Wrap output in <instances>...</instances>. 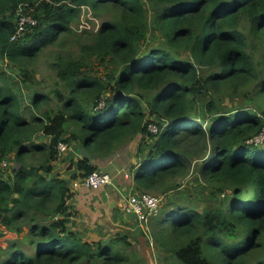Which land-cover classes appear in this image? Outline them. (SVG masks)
Returning <instances> with one entry per match:
<instances>
[{
	"label": "trees",
	"instance_id": "1",
	"mask_svg": "<svg viewBox=\"0 0 264 264\" xmlns=\"http://www.w3.org/2000/svg\"><path fill=\"white\" fill-rule=\"evenodd\" d=\"M20 7L38 23L12 40ZM84 8L97 30L77 31ZM50 48L45 91L35 68ZM0 58V239L17 235L0 264H146L128 234L90 239L74 219L72 179L100 170L92 158L54 173L61 141L107 158L140 134L137 191L166 193L193 158L206 184L151 220L160 257L264 264V145L249 143L264 128V0H0Z\"/></svg>",
	"mask_w": 264,
	"mask_h": 264
},
{
	"label": "rangeland",
	"instance_id": "2",
	"mask_svg": "<svg viewBox=\"0 0 264 264\" xmlns=\"http://www.w3.org/2000/svg\"><path fill=\"white\" fill-rule=\"evenodd\" d=\"M151 16V14H150ZM101 24L100 18H95L92 15L91 10L88 8H84V12L81 17V21L79 25H76V29L78 32L82 31L85 28L97 30ZM146 47L152 46L153 42L148 41L146 44ZM52 49H48L36 62L37 67L36 70V78L38 80H41V83L38 85L39 88H43L44 86H48L45 88V91H48L49 86L54 82L56 79V74L51 67L50 61L52 60L50 56V51ZM259 54V53H258ZM0 63H3V60L0 58ZM7 61H4L3 66L7 67ZM110 68H105L102 66L99 62H94L93 66V72L96 73L98 76H106L107 70ZM17 74V73H16ZM28 90L24 89L22 90V96L23 99L30 101L29 95H27ZM244 96L243 95H235L233 97H226L225 99V107L228 110H233L234 102L237 103H243ZM50 107H55V101H52L50 104ZM198 114H201L199 112ZM206 123L204 122L203 125ZM143 135H138L136 138H134L132 141L137 142V149L138 152L134 153L136 157V162L139 161L141 156L139 155V149L141 147V141H142ZM46 141H50L51 138H45ZM152 142H154V139L149 138ZM45 141V140H44ZM130 141L129 143H131ZM251 143V142H250ZM128 145V144H127ZM88 154H93L92 148L86 149ZM131 158L133 155L130 156ZM129 157V158H130ZM68 154H64L63 156L59 157L58 160L55 162L56 168L55 172L59 174L62 177H67V175L70 174L71 171L74 169H69L70 165L68 161ZM128 158V152L126 155V152L121 150H117V152L110 157L106 162H104V168H101L99 171L108 172L114 177L113 185L118 188H114L118 193L119 200L118 201H125V199L128 197V195L132 192H139V190H134L132 188V184H134L133 181V167L135 166V163L132 162V160H129ZM138 158V159H137ZM30 163H35V159L29 160ZM199 163H201L200 160H197L195 158L192 159V173L187 178H180L176 182H172L173 184L169 185L170 190L166 193H162L159 191H145L154 195H157L158 197H162V212L170 209L173 207L172 202H196L200 199L201 193L204 192L206 189V184L203 183L202 178L197 174V170L195 169V166H197ZM12 164V161L8 162L7 166H3L0 162V170H10V166ZM112 185V186H113ZM131 185V187L129 186ZM97 191V190H94ZM196 199V200H194ZM96 211V217H89V219H86L85 217H82L81 219L87 220L90 225H86L85 222H81L79 224L82 225V228H94L95 225H99V230L102 231V233L106 236H110L112 234L116 233H126L130 236L132 242L134 243V247L139 251V254L144 257L146 264H180L176 258H171L166 254L164 258L160 257V253L157 250V243L154 237L151 235H148L149 233H145L146 231L141 228L139 224L136 223L135 219L128 215L127 224L120 225L119 222L122 223V220L125 219L124 216H120L118 214L119 222H116L118 219H114L112 221H109L107 219V214L102 211ZM161 212V213H162ZM160 213V214H161ZM160 214L158 216H160ZM117 215V214H116ZM157 218V217H156ZM157 221V220H156ZM155 221V222H156ZM155 224V223H154ZM145 232H144V231ZM151 231V229H150ZM99 237L98 234H94L93 232L89 233V238L93 239ZM100 238V237H99ZM11 237L9 234L6 235L5 238L0 239V244L2 246L6 247L11 241Z\"/></svg>",
	"mask_w": 264,
	"mask_h": 264
},
{
	"label": "built area",
	"instance_id": "3",
	"mask_svg": "<svg viewBox=\"0 0 264 264\" xmlns=\"http://www.w3.org/2000/svg\"><path fill=\"white\" fill-rule=\"evenodd\" d=\"M18 25L17 29L12 36V40L20 38L24 33L29 30V26H36L38 21L30 13L25 10L24 7H20L18 10ZM150 130L154 133L158 131L155 125L150 126ZM255 145H264V128L255 138L251 139L249 143ZM70 149L68 143L61 141L58 144V156L61 157L66 154ZM3 166H7V162L2 163ZM114 177L103 171H95L85 178L76 179L73 181L72 189L79 187H86L91 190H100L107 186H112ZM162 197L148 193V192H132L126 198L124 204V212L130 216H136V219L146 233L150 232V222L153 218L157 217L162 211Z\"/></svg>",
	"mask_w": 264,
	"mask_h": 264
},
{
	"label": "crops",
	"instance_id": "4",
	"mask_svg": "<svg viewBox=\"0 0 264 264\" xmlns=\"http://www.w3.org/2000/svg\"><path fill=\"white\" fill-rule=\"evenodd\" d=\"M127 144L124 145L123 147H121L119 150L124 151V153L126 152V155L128 152V158L131 155H133V157L132 158L130 157L129 160L131 159L132 162L135 163V165H137L139 163V161L136 162V157L134 155V153L138 152L137 142L132 141L131 143H127ZM76 145L77 144L74 143V145L72 147H70L69 151L67 152V154H68L67 159H68L70 165H71V162L69 160L70 154L73 156V158L75 160H78L84 156H88V157L92 158V162L94 164L98 165L99 168L101 169V168L105 167L104 162H106L110 157H112L117 152L116 151L112 156H109L107 158H97L94 156V154H88V152L86 151V148H83L82 146L77 147ZM74 146H76V149L74 148ZM73 174H74V172L71 171L70 174L67 175V177H65V178H70ZM73 181L74 180L72 179V183H73ZM129 186L131 187V185H129ZM71 188H72V185H71ZM114 188H116V186L113 185V186H107V187L102 188V189L97 190V191L88 189L86 187H79L77 189H72L73 194H74V198L72 201L76 206V210H78V213L74 217V219L77 221V223L79 224L81 222H85L86 225H90L87 220H84L81 218L85 217L86 219H89V217H96L97 214H96L95 210H98V211L104 210V212L107 214V219L109 221H112V223H114L113 222L114 219H118V214H120V216H124L125 219L122 220V223L119 222V219L116 222H119L118 224H120V225L127 224V222H129V220L127 218L128 215L124 212V209H123L124 208L123 206L125 204L126 199L124 202L118 201L119 200V197L117 194L118 192ZM132 188L134 190H136L134 184H132ZM116 189L118 190V188H116ZM105 196H106V198H104ZM79 225H81V224H79ZM81 227H82V225H81ZM90 229L94 230L93 231L94 234H99V232H97L100 229L99 225H95L94 228H90ZM8 234L11 238H14V235H16V234L11 233V232H9ZM94 239H99V237H96ZM160 256H162V253H160Z\"/></svg>",
	"mask_w": 264,
	"mask_h": 264
},
{
	"label": "water",
	"instance_id": "5",
	"mask_svg": "<svg viewBox=\"0 0 264 264\" xmlns=\"http://www.w3.org/2000/svg\"><path fill=\"white\" fill-rule=\"evenodd\" d=\"M104 198H106V196Z\"/></svg>",
	"mask_w": 264,
	"mask_h": 264
}]
</instances>
